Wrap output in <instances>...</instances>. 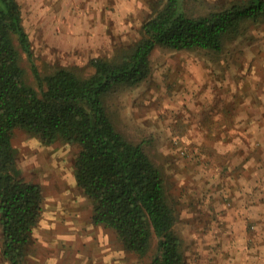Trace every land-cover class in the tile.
I'll list each match as a JSON object with an SVG mask.
<instances>
[{"label": "rangeland", "instance_id": "374dc122", "mask_svg": "<svg viewBox=\"0 0 264 264\" xmlns=\"http://www.w3.org/2000/svg\"><path fill=\"white\" fill-rule=\"evenodd\" d=\"M17 1L41 74L67 68L89 77L92 59L129 49L167 0ZM239 1L184 0V8L199 16ZM150 63L145 82L112 92L106 106L119 131L162 167L187 264H264V19L244 21L221 52L157 47ZM13 145L23 177L43 187L40 222L63 227L74 244L65 263L149 262L91 223L93 202L74 178L78 145L48 146L24 130Z\"/></svg>", "mask_w": 264, "mask_h": 264}, {"label": "trees", "instance_id": "16d2710c", "mask_svg": "<svg viewBox=\"0 0 264 264\" xmlns=\"http://www.w3.org/2000/svg\"><path fill=\"white\" fill-rule=\"evenodd\" d=\"M264 19V0H240L204 15H189L184 0H167L141 27V37L112 58H94V73L81 77L61 68L42 75L34 60L23 10L17 0H0V228L10 264H25L26 247L44 211L43 187L26 180L13 145L24 130L48 146L78 145L74 174L93 202L92 222L114 231L126 252L147 264H187L174 228L176 210L167 178L144 145L119 131L106 98L134 88L151 75L157 47L221 52L225 39L244 21ZM27 54L37 86L26 78ZM255 236L256 233L254 232ZM259 234V233H258ZM257 241V240H256ZM252 241L249 240L248 244Z\"/></svg>", "mask_w": 264, "mask_h": 264}, {"label": "crops", "instance_id": "0c3cea01", "mask_svg": "<svg viewBox=\"0 0 264 264\" xmlns=\"http://www.w3.org/2000/svg\"><path fill=\"white\" fill-rule=\"evenodd\" d=\"M91 223H93L92 215ZM66 232L67 231H65L63 227L57 228V226L53 223L47 224L44 222H40V224L34 227V229L32 230L31 239L26 247L25 264H67L65 263V261L70 257V253H68V250L74 247V244L71 246L68 243V237L70 236H68L69 234H67ZM0 264H10L3 256L1 228Z\"/></svg>", "mask_w": 264, "mask_h": 264}]
</instances>
